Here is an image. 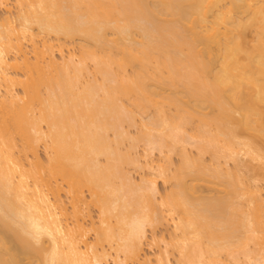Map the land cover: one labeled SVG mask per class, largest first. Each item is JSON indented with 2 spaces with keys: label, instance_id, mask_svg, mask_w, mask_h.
I'll use <instances>...</instances> for the list:
<instances>
[{
  "label": "bare ground",
  "instance_id": "6f19581e",
  "mask_svg": "<svg viewBox=\"0 0 264 264\" xmlns=\"http://www.w3.org/2000/svg\"><path fill=\"white\" fill-rule=\"evenodd\" d=\"M0 10V264H264V0Z\"/></svg>",
  "mask_w": 264,
  "mask_h": 264
},
{
  "label": "rangeland",
  "instance_id": "374dc122",
  "mask_svg": "<svg viewBox=\"0 0 264 264\" xmlns=\"http://www.w3.org/2000/svg\"><path fill=\"white\" fill-rule=\"evenodd\" d=\"M0 15H3V13L1 12V10H0ZM248 36H250L251 37V34H249L248 33ZM129 131L132 133V131H134V129H129ZM139 151L141 150L140 148L138 149ZM153 153V152H152ZM156 156H158L157 155V153L155 152V153H153V157L150 155V158L152 157V159L154 160H157L158 159V157H156ZM177 157H172V159H173V161H176L177 159H176ZM131 171H133V170H131ZM133 175V176H132ZM130 176H131V178H133L134 177V181H136V180H138V177H139V173H137L136 171H133V172H130ZM137 182V181H136ZM156 185H157V189H158V191L159 192H162L166 187H167V185H163L160 181H157V183H156ZM165 187V188H164ZM93 216H94V214H93ZM157 232H159V231H157ZM153 250H148L147 249V253L148 254H150L149 252H151V253H153L152 252ZM109 264H112V262L110 261L109 262Z\"/></svg>",
  "mask_w": 264,
  "mask_h": 264
}]
</instances>
